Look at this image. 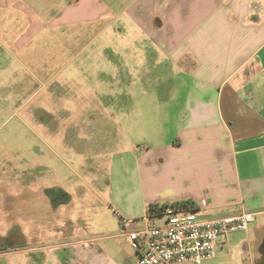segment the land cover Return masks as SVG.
Segmentation results:
<instances>
[{"label":"crops","instance_id":"1","mask_svg":"<svg viewBox=\"0 0 264 264\" xmlns=\"http://www.w3.org/2000/svg\"><path fill=\"white\" fill-rule=\"evenodd\" d=\"M122 34L126 49L137 42L190 77L175 137L132 152L113 198L118 227L34 247L1 242L0 264H48V254L49 264H137L124 219L131 230L163 223L149 206L184 200L205 218L254 214L202 264H264V0H0V123L54 80L49 60L91 57L95 42Z\"/></svg>","mask_w":264,"mask_h":264},{"label":"rangeland","instance_id":"2","mask_svg":"<svg viewBox=\"0 0 264 264\" xmlns=\"http://www.w3.org/2000/svg\"><path fill=\"white\" fill-rule=\"evenodd\" d=\"M118 40L95 42L91 57L49 60L54 80L0 123V243L34 247L115 229L113 198L132 152L175 137L190 77L149 60L137 42L126 49L124 34Z\"/></svg>","mask_w":264,"mask_h":264},{"label":"built area","instance_id":"3","mask_svg":"<svg viewBox=\"0 0 264 264\" xmlns=\"http://www.w3.org/2000/svg\"><path fill=\"white\" fill-rule=\"evenodd\" d=\"M163 223L150 220L145 227L131 230L124 219L123 233L129 246L139 252L137 264H202L217 256L230 235L247 231L254 220L251 212L218 218H205L200 209L168 207Z\"/></svg>","mask_w":264,"mask_h":264},{"label":"trees","instance_id":"4","mask_svg":"<svg viewBox=\"0 0 264 264\" xmlns=\"http://www.w3.org/2000/svg\"><path fill=\"white\" fill-rule=\"evenodd\" d=\"M168 207H176L181 209H187V210H197L198 206L193 200H184V201H177L173 203H164V204H151L148 208V215L153 217L157 215H163V212ZM264 247V242H263Z\"/></svg>","mask_w":264,"mask_h":264}]
</instances>
